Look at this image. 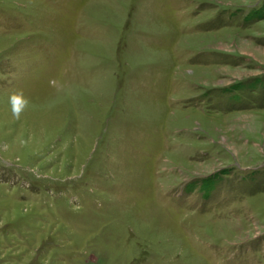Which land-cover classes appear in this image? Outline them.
<instances>
[{"label": "rangeland", "instance_id": "obj_1", "mask_svg": "<svg viewBox=\"0 0 264 264\" xmlns=\"http://www.w3.org/2000/svg\"><path fill=\"white\" fill-rule=\"evenodd\" d=\"M0 264H264V0H0Z\"/></svg>", "mask_w": 264, "mask_h": 264}, {"label": "clouds", "instance_id": "obj_2", "mask_svg": "<svg viewBox=\"0 0 264 264\" xmlns=\"http://www.w3.org/2000/svg\"><path fill=\"white\" fill-rule=\"evenodd\" d=\"M9 103L11 105V111L13 116L19 118L22 111L27 107L29 102L23 96L22 92H16L9 97Z\"/></svg>", "mask_w": 264, "mask_h": 264}]
</instances>
